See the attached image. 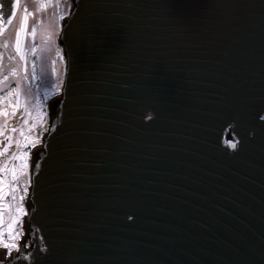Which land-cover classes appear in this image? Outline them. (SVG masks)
Returning a JSON list of instances; mask_svg holds the SVG:
<instances>
[{"label":"water","instance_id":"95a60500","mask_svg":"<svg viewBox=\"0 0 264 264\" xmlns=\"http://www.w3.org/2000/svg\"><path fill=\"white\" fill-rule=\"evenodd\" d=\"M71 1L0 261L264 264V0Z\"/></svg>","mask_w":264,"mask_h":264},{"label":"rangeland","instance_id":"374dc122","mask_svg":"<svg viewBox=\"0 0 264 264\" xmlns=\"http://www.w3.org/2000/svg\"><path fill=\"white\" fill-rule=\"evenodd\" d=\"M71 6V0H20L15 19L0 36V153H3L0 155V180L3 181L0 232L7 241V228L15 217L13 232L18 234V245L24 236L23 217L28 208L33 146L25 137L36 144L40 142L35 136L36 129L40 133L47 131L49 103L59 94L65 72V57L58 35ZM25 9L30 15L27 17V28L21 35L25 56L21 60L15 43ZM33 29L35 36L32 35ZM13 69L16 70L14 75ZM17 101L19 107H15ZM22 152L28 153L23 161L14 158ZM22 163H27V167L22 169ZM13 168L17 170L15 180L9 171ZM18 208H23V213H18ZM26 246H29L27 238Z\"/></svg>","mask_w":264,"mask_h":264},{"label":"snow or ice","instance_id":"6c2138e0","mask_svg":"<svg viewBox=\"0 0 264 264\" xmlns=\"http://www.w3.org/2000/svg\"><path fill=\"white\" fill-rule=\"evenodd\" d=\"M18 4H19V0H12V3H11V15H9L7 17V22L9 24H11L12 19L16 15V9L18 7ZM28 15H30V13H28L27 9H25V15H24V17L21 20L20 28L16 32L15 48H16L17 53L20 55V59L21 60L25 59V56H24V53H23V49H22V44H21V35H22V33H24L25 29L27 28V17H28ZM3 20H4V17L2 15H0V32L3 31V27H4ZM32 35L35 36V29L32 30ZM33 51H35V49H33ZM15 71H16L15 69L12 70V74L13 75L15 74ZM5 79H7V77H5ZM9 95H11V93ZM19 106H20L19 105V101H17V104H16L15 107H19ZM13 111H15V108L13 109ZM6 114L7 113H5V115ZM260 119L262 121H264V116H260ZM12 131H15V129H12ZM21 135L22 136L24 135L23 131H21ZM9 139H11V138H9ZM25 139L29 143H32L33 146H35V142L34 141H30L28 139V137H25ZM231 147L232 148H236L237 145L235 143H231ZM2 154L3 153H0V155H2ZM27 155H28V153L22 152L19 156H15L14 158L23 161L27 157ZM26 167H27V163H22L21 168L23 169V168H26ZM9 171H11V173H12V179L15 180L16 177H17V170L15 168H13V169H9ZM2 185H3V181L0 180V193H2V191H3L2 190ZM0 198H2V197H0ZM21 199H23V197H21ZM2 207L3 206L0 205V209H2ZM17 212L18 213H23V208H18ZM128 219L131 220L132 217L129 216ZM2 222H3V218H2V215H0V224H2ZM15 223H16V218L14 217L13 220H12V223L9 224L8 228H7L8 237H9V239L7 241L3 239L2 232H0V247H2L5 250V255H11L12 249H16V248L19 247V245L16 243V240L18 238V234L13 232V225ZM24 259H28V257H24ZM0 264H3V262L0 261Z\"/></svg>","mask_w":264,"mask_h":264},{"label":"flooded vegetation","instance_id":"af4514ba","mask_svg":"<svg viewBox=\"0 0 264 264\" xmlns=\"http://www.w3.org/2000/svg\"><path fill=\"white\" fill-rule=\"evenodd\" d=\"M19 2H20V0H19ZM17 14V13H16ZM1 15V14H0ZM15 17H16V15H15ZM15 17L12 19V21L15 19ZM11 24H9L8 23V25L7 26H4L3 27V31L2 32H0V36L2 35V33L6 30V29H8V27L10 26ZM44 133V132H43ZM43 133H40V131H39V129H36V133H35V136L37 137V138H39V141H40V135H42ZM32 134V133H31ZM39 134V135H38Z\"/></svg>","mask_w":264,"mask_h":264},{"label":"bare ground","instance_id":"6f19581e","mask_svg":"<svg viewBox=\"0 0 264 264\" xmlns=\"http://www.w3.org/2000/svg\"><path fill=\"white\" fill-rule=\"evenodd\" d=\"M36 144H37V143H36ZM36 144H35V145H36ZM23 231H24V230H23ZM1 250H2V249H1Z\"/></svg>","mask_w":264,"mask_h":264}]
</instances>
